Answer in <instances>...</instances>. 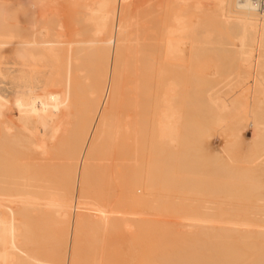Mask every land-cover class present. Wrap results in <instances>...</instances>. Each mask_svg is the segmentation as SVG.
<instances>
[{
    "label": "bare ground",
    "instance_id": "obj_1",
    "mask_svg": "<svg viewBox=\"0 0 264 264\" xmlns=\"http://www.w3.org/2000/svg\"><path fill=\"white\" fill-rule=\"evenodd\" d=\"M71 2L72 6L75 4L74 6L82 8L78 22H80L79 25L81 23L86 25L80 27L81 29L76 33L74 32V35H77L74 40L71 38L69 40L66 38L67 36L64 37L63 32L61 34L60 32H51L48 27V23H51L48 20L49 0H0V264H78V262L80 263L79 258L77 260L73 255L79 256V252L73 254L72 250L74 251V247L77 248V245L81 244L79 241H82L83 238L80 237L85 233H81V231H84L83 228L86 225L97 238L96 240L100 238L101 233L109 231V228H118L119 224H116L118 221L114 225L112 223L117 218L120 219L119 215L111 210L110 213H114V216H111L113 221L110 220V213H107L108 209H106L108 205L105 207L102 204L104 201L99 203L100 199H103L101 196L98 199V196L92 197L89 194L92 199L86 198L85 191H94L91 186H88L89 177L94 176L91 175L94 172L90 170L98 169L99 173V169L103 171L108 170L107 168L111 169L109 163V166L106 163H99L104 157H98L101 153L105 155L103 148L110 141H113L115 146L117 145L115 142L119 141V147L125 151L123 155L126 153L127 159L130 160L127 163H115V170L113 168L112 171L119 173L122 177L125 174L124 177L127 179V167L134 165L137 170L139 168L141 170V167L145 166L139 160H142L143 156L145 157L147 145L151 144L147 141L148 139L145 140L148 138V135L145 136V132L148 127L147 122L149 123L150 120L147 115L150 108L153 109V122L156 123L154 133L160 142H157L153 133L155 140H149L152 142L151 145H157L155 146L157 148L148 145V149H155L158 153L155 151L154 153L160 155V160L163 159V166L168 167L167 169L163 168L165 171L167 170V175H165L167 180L165 179V181L172 182L176 176L179 186L182 187L181 202H179L181 203L179 231H177L181 235V264H264V183L261 181L262 183L257 184L256 180L255 185L251 184V187L255 186L253 188L255 191L252 190L255 194H253L254 203L250 199L252 204L249 208H231L230 210L224 204V198L218 194L221 191L216 189L218 187H215L214 197L211 200L205 199L199 192V185L202 184L198 177L199 174L205 173L206 156L199 159L197 157L190 158L188 143H184L182 154L176 151L184 136L181 130L191 131V128L189 127V130L187 127L189 125L182 124L185 122L187 124L189 121L185 114V108H202L205 116L207 115L209 119V124L198 134H201L198 140L201 147H194L198 152L211 151L212 147H207L205 143H208L206 139L211 135L210 131L216 129L214 132L220 130V136L223 138L221 147L217 146L212 151L216 159L227 158L232 164L237 163L238 160L229 153L234 151L236 154L235 150L242 148L247 155L242 157L243 160L240 158V161L245 160L246 163H253V165L264 168V0H175L176 4L170 5L169 18L166 17L167 20L162 18L166 22H162L161 25L156 14L150 13L152 15L149 17L152 18V21L150 19L149 22L154 24L156 21L160 25L159 28L156 22V25L151 24L155 29L158 26V29L153 30L156 33L158 30L160 32L159 37H153L151 34L150 37L148 36L149 40L147 37V41L152 40V43L150 44L151 48L149 46L150 49L147 48L148 51L145 50V53L140 48L143 44L142 37H140L142 28H139L141 22L139 25L140 20L138 19H141L142 16H137V19L131 15V0H71ZM148 2L151 3V1ZM14 6L19 8L17 13L14 11L17 15L20 14V18L15 17L19 18L18 20L13 17V15L15 16L14 12H12L13 15H9L11 9L15 10L12 8ZM161 7L166 9L165 3ZM162 8H158L159 11L164 10ZM54 10L56 9L54 8ZM156 11L158 10L156 9ZM159 11L158 13H160ZM51 15L53 14L51 13L49 17ZM59 16L61 17V14ZM59 16L57 15V17ZM9 18L14 20L13 23L9 21ZM75 20L77 22V19ZM133 26H137L136 29ZM148 28L145 30L147 31ZM153 30L152 33H154ZM84 32H88L90 35L87 39L82 37ZM147 33L149 34V31ZM145 44L147 45V42ZM144 56L147 61L144 63L142 72L141 66L134 63L143 60ZM83 59H88V64H92V68L89 65L88 67L83 66L81 64ZM207 59L213 62L214 71L212 75L207 74L209 75L207 77L204 75L205 78L202 73L206 71L204 61ZM244 61L247 62L246 65L243 64ZM85 70L89 71L87 72L90 73L88 77L91 76V78L85 77L87 76L84 75ZM126 71L130 76L129 83L126 79L128 84L124 82L127 85L129 98L127 100L125 94L124 100L126 99V101L124 103L122 89L125 87L123 81ZM81 74L86 79H83ZM92 76L94 77L92 78ZM78 78L84 82H79ZM85 81L87 82L85 83ZM220 92L224 93L221 97L218 95ZM125 104H128L130 109L122 114L118 108L124 107ZM132 108H145L144 114L137 116V114H133ZM117 110L121 115L117 113ZM72 117L76 120H73ZM71 118L75 121L72 128L70 127L72 125ZM181 124L183 127L180 126ZM245 127L250 128L248 135L245 134ZM184 133L190 134L188 136L192 137V132L184 131ZM153 141L158 144L162 143V146L154 144ZM190 141L193 142L191 139ZM113 142L110 143L111 146ZM166 144L169 146L168 151L164 149L168 147ZM12 145L14 148L11 147ZM14 145L22 146L29 155L35 154L32 161H25L26 159L25 162L22 161L20 165L24 168L22 171L34 172L39 169L43 174L49 169H56L55 173L58 170L61 172L60 178H57L59 181L54 178L47 179L38 172H36L39 175L38 178L28 175H34L35 172H27L26 176L24 175L26 173L22 172L23 178L20 176V181H15L20 189L15 191L13 188L16 185L13 186L9 182L8 185H12L9 192L8 185L7 188L5 186L9 173L6 172L7 176L5 171L12 167L10 166L13 163V159L10 158L12 157L10 149L13 150V154H16ZM108 147L105 148L107 152L110 148ZM164 150L169 155L167 158H160L163 157L161 152L166 157ZM174 151L178 152L179 156L175 155ZM146 153H151V151ZM224 153H227L228 156L225 157ZM235 154L234 156L237 157L238 155ZM127 155L123 156L124 160L121 158L120 160L125 161L124 157ZM136 156L138 160L133 161L132 157ZM99 158L102 159L99 161ZM54 159H58L59 162H54ZM159 159H156V156L149 159L152 161L154 172L159 170L160 165L162 166ZM201 159L204 160V164L202 163L203 172L199 166L200 162H203ZM164 160H167L166 164ZM146 161L143 162L147 164ZM172 161L179 162L177 173L173 171ZM153 162H156V165ZM158 163L160 164L158 165ZM251 167L247 166L246 168L249 170ZM144 168L146 169V167ZM144 168L142 170L147 173L148 170H144ZM137 170L133 174V171H129L131 173V175L129 173V179L133 178L131 180L133 183L137 180L135 179ZM140 170L137 173L140 174ZM145 172L143 173L145 174L144 178L149 180ZM103 174L105 175V172ZM152 174L148 184L154 186L157 184L158 175ZM95 176L97 175L95 174ZM140 177L142 178L141 175ZM93 178L91 179L93 180ZM102 180H98L99 184ZM215 180V184L221 182L217 178ZM227 181L223 183L227 184ZM109 182L111 186L112 180ZM137 182L135 183L137 184ZM124 183L126 184V182ZM133 183H129V185H133ZM125 184L124 186L127 187ZM86 186L91 187L90 190H85ZM118 189L120 188L118 187ZM95 190L100 191L97 190V187ZM111 192H109V196H111ZM125 193L123 196L126 195ZM102 196L104 195L102 194ZM157 196L156 198H158ZM153 198L150 199L151 202L156 203ZM159 200L160 198H158V202ZM124 201V203L127 202ZM128 201H131L130 198ZM17 203L18 210L17 207H14ZM130 203L136 204L135 199H132ZM154 203L149 205V209L151 206L153 209L158 207L157 210H159L161 208L157 206L159 204L155 205ZM137 204L140 203L137 202ZM118 209L121 208L114 209V211H118ZM175 209L177 210L176 207ZM175 209L173 212L176 213ZM40 213L46 214V216L42 215V218L52 216L54 219L52 223H55L54 227L60 237L58 235V237H54L53 233V236L51 233L50 235L55 240L60 238L58 244L64 248L62 255L59 256L61 252L58 253L59 260L57 259V261L51 259L52 256L47 258L41 254L40 250L42 251V249L39 247H41L42 239L36 238H41V236H36L33 233L35 229H31L30 223H28L32 215L36 214L37 219V216L40 217ZM129 213H133V210ZM17 214L24 219L18 220ZM118 214L125 217H121L122 223L128 219L124 212L123 215ZM130 215L132 216V214ZM41 217L37 220L42 219ZM36 219L34 215L33 220ZM152 220L153 223L156 222V219ZM171 221L173 220L171 219ZM162 222H165V219ZM41 223L43 222L41 221ZM48 223L51 225V222L48 221ZM112 228L111 230H113ZM42 230L40 231L43 232ZM40 233L38 234L41 235L42 233ZM46 235L48 236L45 233L44 236L46 237ZM78 237L81 240H78ZM93 261L95 262V260ZM95 264H100V262Z\"/></svg>",
    "mask_w": 264,
    "mask_h": 264
},
{
    "label": "rangeland",
    "instance_id": "obj_2",
    "mask_svg": "<svg viewBox=\"0 0 264 264\" xmlns=\"http://www.w3.org/2000/svg\"><path fill=\"white\" fill-rule=\"evenodd\" d=\"M50 1H52L53 3H51ZM57 1V3H55V2ZM132 2H131V15H133V17L134 18H137V16H142V17H140L141 19H138V20H140L139 21V25H140V22H141V25H140V29L142 28V30H141V35H140V37H142V39H141V41H142V45L140 46V48H141V50H142V52H144L145 53V50L146 51H148L147 50V48H149V46H150V44L152 43L151 41H147V37L149 36L150 37V34H151V36H157V37H159L158 35H159V32H160V30H158L157 31V33H156V29H158V26H159V28H160V25L162 24V22L164 23V22H166L165 20H167V18H169L168 17V15L170 14L169 12H170V5L171 4H176V2H175V0H148V1H151V3H149L147 0H131ZM148 2V3H147ZM152 2H153V5H152ZM154 2H155V4H154ZM72 2H71V0H67V3H66V0H49V9H50V11H49V13L51 14H53V15H51L50 17H49V15H48V20H49V22H51V23H48V27L51 29V32L52 33H55V32H60V34L62 33V35H64V37H66V38H71V40H74V38L76 37L77 38V35L75 36L74 35V32L76 33L79 29H81L80 27H82V26H86L85 24H83V23H81L80 25H79V23L80 22H78V16H79V14H80V12L82 11V8L79 6V7H77V6H72V4H71ZM164 3H165V5H166V9L165 8H162L161 6H163L164 5ZM58 4V5H57ZM65 4H67V5H65ZM148 4H149V6L151 5V7H149L148 6ZM69 5H71V6H69ZM147 7H146V6ZM67 6V7H66ZM152 6H153V8H152ZM159 6V7H158ZM149 7V8H148ZM162 8V9H164V10H162V11H159L160 9H158V8ZM12 8H14L15 10H13V9H11L10 10V12L11 13H9L8 12V10H7V12L9 13V15L10 14H12L13 15V13L12 12H16L17 10L19 11V8L17 7V6H14V7H12ZM54 8L56 9V10H54ZM62 10H61V9ZM67 8V9H66ZM80 8V9H79ZM149 9H150V11H149ZM156 9L160 12V13H158V11H156ZM79 10V11H78ZM81 10V11H80ZM136 10H137V12H136ZM156 12H155V11ZM58 11V12H57ZM66 11V12H65ZM77 11H78V13H77ZM152 11V12H151ZM14 12V13H15ZM58 14H57V13ZM63 12V13H62ZM64 12H65V14H64ZM136 12V13H135ZM143 12V13H142ZM165 12V13H164ZM17 13V12H16ZM15 13V16L13 15V17L15 18L16 16H18L19 18H20V12L18 13L19 15H17ZM141 13V14H140ZM146 15H145V14ZM150 13H153V15L154 14H156V16L159 18L158 19V22L160 21V25L158 24V26L156 27V29L155 28H152V25H154L155 24V22H154V24H152V22L150 23L149 22V20L150 21H152V18H150L151 17V15H150ZM54 14H56V15H54ZM61 14V17L59 16ZM70 14V15H69ZM78 14V15H77ZM137 14V15H136ZM57 15L59 16V17H57ZM76 15H77V17H76ZM165 15V16H164ZM11 16V15H10ZM136 16V17H135ZM150 16V17H149ZM156 16H155V19H157L156 18ZM12 17V18H13ZM56 17V18H55ZM75 17V18H74ZM167 17V18H166ZM19 18H15V19H19ZM51 18V19H50ZM54 18V19H53ZM162 18H165V20H163ZM75 19H77V22H75L76 20ZM153 19H154V17H153ZM12 20V21H11ZM9 21L11 22V23H13V19H11V18H9ZM16 22V21H15ZM63 22V23H62ZM78 23V24H77ZM143 23V24H142ZM61 24V25H60ZM152 24V25H151ZM51 25V26H50ZM62 25H64L65 26V28H64V26H62ZM76 25V26H75ZM145 25V26H144ZM148 25V26H147ZM156 25V24H155ZM163 26V25H162ZM52 27V28H51ZM61 27H62V29H61ZM135 29H136V27L137 26H133ZM147 27H149L148 28V30L146 31L145 29H147ZM154 27V26H153ZM7 28V27H6ZM55 28H57L56 30H55ZM86 28V27H85ZM151 28H152V30L153 29H155V30H153V32L154 33H156V35H153L154 33H152L151 31ZM53 29V30H52ZM59 30V31H58ZM146 31V32H145ZM149 31V34L147 33ZM151 32V33H150ZM88 32H84V34L82 35V37L83 38H85L86 37V39L90 36L89 35V33L87 34ZM66 34V35H65ZM147 34V35H146ZM87 35V36H86ZM74 36V37H73ZM149 37H148V40H149ZM152 37V38H153ZM75 38V39H76ZM151 39V38H150ZM70 40V39H69ZM147 42V45L145 44ZM149 42V43H148ZM150 48H151V46H150ZM149 48V49H150ZM147 53V52H146ZM144 59L143 60H140L139 62L137 61V62H135L134 64L135 65H140L141 66V71L143 72L144 71V63L147 61L146 60V58H145V56L143 57ZM85 60L86 59H83V60H81L83 63H81L83 66H86V67H88V65L89 66H91V68H92V64H88L89 62H88V59L86 60V63H85ZM152 61V60H151ZM148 62H150V61H148ZM91 63V62H90ZM152 63V62H151ZM151 63H148V64H151ZM243 64L244 65H246L247 64V62L246 61H244L243 62ZM204 65H205V69H206V71L205 72H203L202 73V75L204 76H209V75H207V74H210V75H212L213 74V71H214V64H213V62L212 61H210L209 59H207V60H205L204 61ZM151 66V65H150ZM40 67H43V66H40ZM44 68V67H43ZM87 70V69H86ZM85 70V71H86ZM90 70V69H89ZM198 70H201V68H198ZM91 72H92V70H90ZM87 72H89V71H86L85 73H84V75H87V76H85V77H88V75L90 74V73H87ZM87 73V74H86ZM129 74V72H125V76H124V81H123V83L124 82H126V80L128 81V79L130 78V76H128V74ZM91 75H94V74H91ZM81 76H82V78L83 79H86V78H84V76L81 74ZM204 76V77H205ZM94 76H92V78H93ZM205 77V78H206ZM82 78H81V80H82ZM88 78H91V76L90 77H88ZM87 78V79H88ZM126 79V80H125ZM88 80H90V79H88ZM92 80H94V79H92ZM78 81L79 82H84L83 80L82 81H80V78H78ZM87 81H85V83H86ZM90 83V82H89ZM127 83V82H126ZM128 83H129V81H128ZM127 83V84H128ZM88 84V83H87ZM124 86L125 87H123L124 89H122V93H123V100H124V98H125V94H126V98H127V100H128V98H129V96H127V94H129V92H128V89H126V86L127 85H125V83H124ZM127 90V93H126V90ZM82 90H83V88H82ZM125 90V91H124ZM80 92H81V90H79ZM83 91H85V90H83ZM223 92H220L218 95L221 97V95L223 96ZM125 101H126V99L124 100V103H125ZM127 103V102H126ZM228 104H229V102H228ZM124 105V104H123ZM128 105V104H127ZM126 104H125V106L124 107H122V108H118L120 111H121V113L123 114V113H126V111H128V109H130V108H128V106H127ZM127 109H126V108ZM125 108V109H124ZM191 109H193V110H191ZM195 109V110H194ZM78 110H80L81 111V109L80 108H78ZM119 110H117L118 112V114L119 115H121L119 112ZM123 110H125V111H123ZM132 110H133V114H137V116H139L140 114H144V110H145V108H132ZM149 111L150 112H148L147 113V115H149V117H150V120H149V123L147 122V133L145 132V136L147 137V135H148V138H146L145 139V137H144V139L145 140H147L148 142H150L151 144H152V142L150 141V140H155L154 139V137L156 138V136H155V133H154V126L156 125V123L155 122H153V109L152 108H150L149 109ZM189 111V112H188ZM188 112V113H187ZM77 113V112H76ZM198 113V114H197ZM80 114V113H79ZM185 114H186V116H187V119L189 120L188 122H187V124H186V122L185 123H182L183 125L185 124V125H189V126H187L188 127V129H189V127L191 128V131H188L186 128H185V126H184V128L186 129V130H181V133L185 136V138H183L182 137V142L180 141V145H178L177 146V150L176 151H178V152H180V154H182V150L184 149V147H183V145H184V143L185 144H189V148H190V150H189V153H188V156H190V158H192V157H197L198 159L199 158H201V157H205L206 156V165H207V167H206V170H205V173H203V174H199V181H201L200 182V184H202L201 186L199 185V192H200V194L202 195V197L204 196L205 197V199H213V197H214V189H215V187H218V188H216L217 190H221V191H219L218 192V194L219 195H221L223 198H224V204L226 205V207L228 208V209H230L231 210V208L232 209H241V208H249L250 207V205L252 204V202L254 203V195L253 194H255V193H253L255 190L253 189L255 186H253V187H251V184L252 185H255L256 184V180H257V184L259 183V182H263L264 183V168L263 167H261V166H259V165H253V163H251V164H249V163H246V162H244V161H242L243 160V158L242 157H245L247 154H246V151L244 150V149H242L241 148V150L240 149H237V150H235V152H236V154L234 153V151L233 152H231V153H229V155L231 154L232 155V157L233 158H235L236 160H238V162L237 163H234V164H232L229 160H227V158L226 159H216V157H215V155H214V153L212 152L215 148H217V146H218V148H220L221 147V145L223 144V138H222V136H220L221 135V131L220 130H218V131H216V133L214 132L216 129H214V131L212 132V131H210L211 132V135L209 136V138H207L206 139V141L208 142V143H205V145L208 147V146H210V147H212L211 148V151L209 150H204V151H200V152H198L194 147H196V146H200L201 147V144L200 143H198V140L200 139V137H201V134L200 135H198L199 133H200V131L204 128V127H206V125L207 124H209L208 122H209V119L207 118V115L205 116V113L202 111V108H185ZM197 114V115H196ZM194 115V116H193ZM75 116H77L76 114H75ZM74 116V117H75ZM79 116V115H78ZM196 116V117H195ZM73 118V117H72ZM72 118H71V124L72 125H70V127L72 128V126H73V122L75 123V121H73V120H76L75 118H73V120H72ZM195 118H196V120H195ZM201 118V119H200ZM199 119V120H198ZM205 119H207V120H205ZM202 120V121H201ZM201 121V122H200ZM204 122V123H203ZM182 124L180 125V126H182ZM205 125V126H204ZM183 127V126H182ZM182 127H180V128H182ZM183 128V129H184ZM193 128V129H192ZM246 128V130H244L245 131V134H247V133H249L248 131H249V129L250 128H248V127H245ZM190 130V129H189ZM184 131L185 132H188V133H191L192 132V134H191V136L192 137H190V136H188V135H190V134H188L187 135V133H184ZM198 131V132H197ZM220 131V132H219ZM196 132H197V134H196ZM153 133H154V137H153ZM196 135H198V136H196ZM248 135V134H247ZM187 137V138H186ZM189 137V138H188ZM193 138V139H192ZM150 139V140H149ZM157 140V142H160L159 141V139L158 138H156ZM185 139V140H184ZM190 139L191 140H193V142H191L190 141ZM146 141V142H147ZM154 142L153 141V143L155 144V143H157V142ZM195 141V142H194ZM111 142H113V141H110L109 142V144L111 143ZM119 142V141H118ZM118 142H115L117 145L115 146V144H114V142L112 143V146H111V144L109 145V144H107L104 148H103V153H104V151H105V155H103L102 153L100 154V152H99V154H100V156L98 155V154H96V155H98V157H104V159L103 160H101L100 161V159H102V158H99V161H97V162H99V163H106L107 164V166H109V164H110V167H111V172H109L110 170H109V168H107L108 170H101V169H99V173H100V175H98L99 173H98V169H96L95 171H97V172H95V171H93V169H91L90 171L91 172H94V173H92L91 175H94V176H92V177H96V179L94 180V178H93V180L89 177V179H88V182H89V185H88V183H87V185L88 186H91L92 188H93V190L94 191H92V190H90V188L91 187H85L86 189L85 190H87V189H89L90 191L88 192V190L87 191H85V193H86V198L87 197H89V199L91 200L92 198H91V196L90 195H92V197H95L94 195H96V197L98 198V199H100V197L99 196H101V198H103V199H100L101 201H99V203L101 202L102 203V201H104V203H102L104 206L105 205H108L107 207H106V209H108L109 210V212H108V210H107V213H110V211L112 210L114 213L116 212V214L117 215H119V218L121 219V221H119L118 220V216L116 217L117 218V220L116 221H114V223H112L113 225L116 223V224H119L118 225V228L116 229L115 227H111L113 230H111V228H109L108 230L109 231H105L104 233H101V236H104V237H101L100 236V238L98 239V240H96L97 238L89 231V227H88V225H86L84 228H83V230L84 231H81V233H83V232H85L84 233V236L82 235H79V236H81L80 238L82 239V241H79L81 244L80 245H77L76 247L78 248H75L74 247V251L72 250V252H73V254L74 253H76V254H78V252H79V256H75V255H73L75 258H77V260H78V258H79V260H80V263L77 261V260H74L75 262H78V264H81V261H83L82 262V264H93V260H95V262H94V264L95 263H97V262H100V264H156V263H158V264H181V258H182V256H181V235H179L180 233H178L177 231H179V221H180V208H181V203H179V202H181V194H182V187L181 186H179V184H178V181H177V179H176V176H174V178L175 179H173V177H172V182H166L165 181V179L167 178V176H166V178H165V175H167V170L165 171L164 169H167L168 167H165V166H163V159L162 160H160L159 159V154L158 155H156V153H158V152H156L155 151V149H152V148H157V147H155V146H157V145H149V147H152V146H154V147H152V148H150V149H148V145H147V151H145V157L143 156V158L142 157H140V158H142V160L140 159L139 161L140 162H142V163H144V164H142V165H145L144 167H146V169L148 170L147 171V173L145 172V171H143L142 169L144 168H142L141 167V170H140V168L137 170V167L136 166H134V165H131V167H127V179H126V177H124L125 176V174L123 175V177L122 176H120L119 175V173L117 174V172H114V171H112L113 170V168H114V165H115V163L116 164H118V162H128V161H130V160H128L127 159V157H128V155L125 153V155H127L126 157H124L125 158V161H121L120 160V158L122 159V160H124L123 159V156H125V155H123L124 154V150H123V148H121V147H119L120 145H118L119 143ZM196 143V144H195ZM158 144V143H157ZM160 144V143H159ZM158 144V145H159ZM161 146H162V143L160 144ZM165 145V144H164ZM167 145V144H166ZM14 146H16L15 148V150H14V153L16 152V154H13V150L12 149H10V151H11V156L12 157H10L11 159H13L12 160V165L10 164V166H12L11 167V172H9L10 170H6L5 171V174L7 175V173H9V177H8V180H7V184L5 185L6 186V188H7V185H8V183L9 182H11L12 184H13V186L14 185H16V186H14V190L15 191H18V189H20V186L18 187V185H17V182H19L20 181V179L21 178H23V173H26V174H24L25 176L28 174V173H30V172H28V171H22V169L24 170V168H22V166H20L21 165V163H22V161L23 162H25V161H28V160H30V161H32V159L34 158V156H35V154L33 155V154H31V155H29V154H27V151L25 152L24 150V148L22 147V146H17V145H14ZM107 146H109L108 148V150H109V152H107V149L105 150V148H107ZM161 146H160V148H161ZM168 146V145H167ZM11 147H13V145L11 146ZM17 147H18V149H17ZM166 147V146H165ZM14 148V147H13ZM164 148V147H163ZM162 148V149H163ZM175 149H176V147H174ZM21 150V151H18V150ZM164 149H167L166 151H168V149H169V146L167 147V148H164ZM171 149V148H170ZM161 150V149H160ZM160 150H158V151H160ZM174 150V149H173ZM111 151H113V152H111ZM123 151V152H122ZM151 151V153L153 152L154 153V151L156 152V153H154V155H152L151 153H146V152H150ZM165 150H164V152H166ZM171 151V150H170ZM22 152V153H21ZM101 152H102V150H101ZM176 153L175 151H174V154L175 155H177L178 154V156H179V153ZM193 152V153H192ZM98 153V152H97ZM109 153H110V155H109ZM115 153V154H114ZM243 155H242V154ZM24 156V157H21L20 158V156ZM23 154V155H22ZM108 154V155H107ZM166 154V157L164 156V154L162 155V152H161V156H163V157H160V158H167L168 157V155L169 154H167V152L165 153ZM172 154V153H171ZM234 154L237 156V157H235L234 156ZM15 155V156H14ZM112 155V156H111ZM120 155V156H119ZM143 155V154H142ZM212 155V156H211ZM33 156V157H32ZM56 156V155H55ZM57 156L59 157V155H58V153H57ZM56 156V157H57ZM108 156V157H107ZM119 156V157H118ZM122 156V157H121ZM141 156V155H140ZM154 156H156V159L158 158L160 161H161V163H162V166L160 165V167L158 168L159 170H156V172H154L155 170H154V167H152L153 165H151V163H152V161H150L149 159H152ZM158 156V157H157ZM224 156L225 157H227L228 156V154L227 153H224ZM16 157V158H15ZM32 157V158H31ZM36 157H37V155H36ZM148 157H149V159H148ZM150 157H152V158H150ZM8 158H9V156H8ZM237 158H239V159H237ZM240 158H242V162L240 161ZM11 159H10V161H11ZM16 159V160H15ZM23 159V160H22ZM26 159V160H25ZM107 159V160H106ZM132 159H133V161H135V160H138V157L136 156V157H132ZM143 159H145V160H143ZM155 159V158H154ZM245 159V158H244ZM25 160V161H24ZM58 160V159H57ZM57 160H53L54 162H59V161H57ZM115 160V161H114ZM146 160H148V161H146ZM203 162H200V169H201V171L203 172L204 171V168L202 167V163L204 164V160L203 159H201ZM215 160V161H214ZM9 161V160H8ZM37 161V160H36ZM60 161H62V160H60ZM104 161V162H103ZM143 161H146V162H150L149 164H148V166H146L147 164L145 163V162H143ZM153 161H155V160H153ZM157 161V160H156ZM159 161V162H160ZM164 162H165V164H166V162H167V160H164ZM175 162V161H174ZM173 161H172V163H173V171L175 172V173H177V171H178V163L179 162H175L174 163ZM109 163V164H108ZM14 164V165H13ZM153 164H155L156 165V162L154 163L153 162ZM160 163H158V165H159ZM149 165H151V166H149ZM157 165V166H158ZM243 168L242 170H241V168ZM247 166H253V167H251L249 170H248V168H246ZM118 167V166H117ZM165 167V168H164ZM135 168H136V170H137V172H139V170L141 171V173L139 174V173H137L136 172V178L135 179H137L135 182H137V184L134 182H131V180H133V178L132 179H129L130 178V176H129V173L130 172H132V174L136 171L135 170ZM164 168V169H163ZM246 168V169H245ZM14 169V170H13ZM118 169H119V167H118ZM130 169V170H129ZM134 169V170H133ZM145 168H144V170H146ZM157 169V168H156ZM254 169V170H253ZM56 170V169H55ZM55 170L54 169H49V170H47L46 172H48V173H46V172H43V171H41V172H43V174L42 173H40V171H39V169L38 170H36V171H34L35 172V176L34 175H32V174H28V175H30V176H33V177H39V175L36 173V172H38L39 174H42L41 176H45L47 179H50V178H54V180L56 179L57 181H59L57 178H60V173L61 172H58L57 171V173H55ZM114 170H115V168H114ZM130 172H129V171ZM107 171H108V174H107ZM242 171V172H241ZM249 171V172H248ZM263 171V172H262ZM7 172V173H6ZM23 172V173H22ZM28 172V173H27ZM34 172H31V173H34ZM103 172H105V175L103 174ZM119 172V171H118ZM146 173V175L149 177V180H150V175L153 173H155V174H157L158 175V177H157V184H155L154 186H151V185H149L148 184V179L145 177L144 178V176H145V174H143V173ZM46 173V174H45ZM109 173H112L111 175L109 174ZM166 173V174H165ZM242 173V174H241ZM254 173V174H253ZM257 173V174H256ZM5 174H4V176H5ZM56 176H55V175ZM95 174L97 175V176H95ZM139 174V177H137V175ZM152 174V175H153ZM238 174V175H237ZM262 174V175H261ZM13 175V176H12ZM50 175V176H49ZM115 175H117L116 177H115ZM130 175H131V173H130ZM140 175L142 176V178L140 177ZM246 175V176H245ZM253 175V176H252ZM8 176V175H7ZM7 176H5V177H7ZM21 176V178L19 179V177ZM54 176V177H53ZM106 176H107V178H106ZM109 176V177H108ZM134 176V175H133ZM49 177V178H48ZM97 177H98V180H102L103 178H104V180H102V181H100L101 183L99 184V182H98V180H97ZM204 178V180H203V178ZM17 178V179H16ZM61 178H62V176H61ZM100 178V179H99ZM219 179L221 182H218V183H216L215 184V182H216V180L215 179ZM120 179H123V180H120ZM126 179V180H125ZM153 179V178H152ZM202 179V180H201ZM246 179V180H245ZM259 179H260V181H259ZM10 180V181H9ZM12 180H14L13 182H12ZM61 180V179H60ZM97 180V183L95 182ZM106 180H107V182H106ZM109 180H112V182H111V186H110V182H109ZM128 180H130V181H128ZM155 180H156V178H155ZM167 180V179H166ZM226 180H228L227 182V184L226 183H223L224 181H226ZM15 181H17V182H15ZM104 181V182H103ZM115 181V182H114ZM203 181V182H202ZM232 181V182H231ZM255 181V182H254ZM106 182V183H105ZM124 182H126V184L124 183ZM231 182V183H230ZM261 182V183H262ZM16 183V184H15ZM94 183V184H93ZM109 183V184H108ZM129 183H133V185H129ZM140 183H142V184H140ZM152 183V182H151ZM91 184V185H90ZM114 184V185H113ZM118 184V185H117ZM124 184L128 187H125L124 186ZM141 186H140V185ZM238 186H237V185ZM10 185V184H9ZM8 185V188H7V190L10 192L11 191V189H10V187L12 188V185L11 186H9ZM102 186V188H101V186ZM106 185V186H105ZM250 185V186H249ZM97 187V190L99 189L100 191H96L95 189H96V187ZM98 186H100L99 188H98ZM114 186V187H113ZM123 186V187H122ZM132 186V187H131ZM17 187V188H16ZM94 187H95V189H94ZM118 187L120 188V189H118ZM123 188V190H122V188ZM156 187V188H155ZM158 188V189H157ZM168 188V189H167ZM237 188V189H236ZM240 188V189H239ZM252 188V189H251ZM12 189V191H14ZM103 189V190H102ZM105 189H107V190H105ZM151 189V190H150ZM155 189V190H154ZM251 189V190H250ZM105 190V191H104ZM114 190H116V191H114ZM250 190V191H249ZM252 190H254V191H252ZM92 191V192H91ZM103 193H102V192ZM112 191V192H111ZM118 191V192H117ZM119 191H120V193H119ZM122 191H125V192H127V193H125V192H122ZM133 191V192H132ZM149 191V192H148ZM205 191H206V193H205ZM249 191V192H248ZM91 192V193H90ZM104 195V196H106L105 198H104V196H102V194ZM109 193V192H111V196H109L110 195V193L109 194H106V193ZM133 194H132V193ZM154 192V193H153ZM105 193V194H104ZM115 193V194H114ZM123 193H125L126 195H124L123 196ZM149 193V194H148ZM157 193H158V196H157ZM168 193V194H167ZM172 193V194H171ZM211 193H213V194H211ZM90 194V195H89ZM113 194V195H112ZM137 196V197H134L135 195ZM156 194V195H155ZM128 195V196H127ZM165 195H167V196H165ZM211 195H213V196H211ZM253 197H252V196ZM130 196V197H129ZM132 196V197H131ZM140 197V199H137V198H139ZM154 198H153V197ZM156 196L158 197V198H160V200L162 201H160L159 200V202H158V198H156ZM121 197H123L122 199H121ZM134 197V198H133ZM111 198V199H110ZM128 198H130V200L131 201H128ZM152 198L155 200V202L156 203H154L153 201L151 202V200H152ZM170 198V199H169ZM174 198V199H173ZM88 199V202L90 201ZM94 199V198H93ZM132 199H135V201H136V204H134V203H130V202H132ZM151 199V200H150ZM167 199H168V201H167ZM250 199H252L251 201H250ZM95 200V199H94ZM112 200V201H111ZM124 200H126L127 202L126 203H124L125 201ZM141 200H142V202H141ZM171 200V201H170ZM95 201H97V200H95ZM116 201V202H115ZM134 201V200H133ZM164 201H166L167 203L169 202L170 204H172V205H170V204H167L166 202L164 203ZM91 202H94V201H91ZM98 202V201H97ZM106 202H108L107 204H105ZM137 202L138 203H140V204H137ZM158 202V203H157ZM247 202H249V203H247ZM155 204V205H157V204H159V205H157V206H159V207H161L159 210H157V208L158 207H154L155 209H153L151 206H150V209H149V205L150 204ZM164 203V204H163ZM114 204V205H113ZM134 204V205H133ZM161 204V205H160ZM238 204V205H237ZM245 204V205H244ZM123 207V210H121L122 209V207ZM124 205V206H123ZM128 205V206H127ZM130 205H133V206H130ZM137 205H139V206H137ZM19 205H18V203H17V205H14V207H17L16 209L18 210V207ZM154 206V205H153ZM167 208H166V207ZM172 206H174V207H172ZM131 207V208H130ZM175 207L177 208V210L175 209ZM110 208V209H109ZM117 208H121V209H118V211H114V209H117ZM163 208H166V209H164L165 210V212H164V210H162ZM129 209V210H128ZM131 209V210H130ZM168 209H169V211H168ZM170 209H171V211H170ZM173 209V210H172ZM174 209H175V211H176V213L175 212H173L174 211ZM133 210V213H129V211L131 212ZM121 211H123L125 214H126V216H128V217H126V218H128L127 220H125V221H123V223H122V218H125L124 216L122 217L120 214H118V213H121L122 215H123V212H121ZM127 211V212H126ZM163 211V212H162ZM138 212V213H137ZM168 212V213H167ZM171 214H170V213ZM113 213V214H114ZM127 213H129V214H127ZM155 213V214H154ZM178 213V214H177ZM37 214V213H36ZM36 214H34L35 215V219H36ZM45 214V213H44ZM44 214H42V213H40L39 214V216L41 217L42 215H44ZM113 214H111L110 213V217L113 215ZM124 214V215H125ZM130 214H132V216L130 215ZM135 214H136V216H135ZM153 214V215H152ZM34 215H32V217L31 218H29L30 220H28V223H30L29 225H30V227H31V229H35L34 230V232L33 233H35L36 234V236H41V238H39V237H36V238H38V239H42V241H41V243H40V245H41V247H39V248H41L42 249V251L40 250V252H41V254L43 255V256H45V257H47V258H51V256H52V258L51 259H54V261H57V259H58V253H60L59 254V256L60 255H62V250H64V248H63V246H61L60 247V245L58 244L59 243V239L60 238H56L57 240H55V238L54 237H56L58 234H57V229H56V227H54V225H55V223H52V222H54L53 220V217L51 216H49L50 218H51V221H50V218L49 217H44V216H46V214L43 216L44 218H42V219H40L39 221L37 220L38 218H40V217H38L37 216V219L36 220H33V217H34ZM38 215V214H37ZM109 215V214H108ZM149 215V216H148ZM48 216V215H47ZM114 216V215H113ZM129 216H131V217H129ZM165 216V217H164ZM110 217H108V218H110ZM122 217V218H121ZM142 217V218H141ZM131 218V219H130ZM141 218V219H140ZM146 218H147V220H146ZM160 218V219H159ZM165 219V222H162V221H164V219ZM170 218V219H169ZM17 219L18 220H23L24 218L22 217V216H20V215H18L17 214ZM32 219V220H31ZM43 219H45L44 221H43ZM129 219H130V221H129ZM133 219V220H132ZM152 219H156L155 221L156 222H154L153 223V220ZM168 219V220H167ZM171 219L174 221H171ZM49 222H51V225L48 223V221ZM110 220L111 221H113V218L111 217L110 218ZM114 220H115V217H114ZM144 220V221H143ZM151 220V221H150ZM170 220V221H169ZM41 221L44 223H46L45 225L43 224V223H41ZM126 221H127V223H126ZM144 223H143V222ZM167 221V222H166ZM34 222V224H32ZM40 222V223H39ZM125 222V223H124ZM137 222V223H136ZM161 224H160V223ZM169 222H173L172 224L171 223H169ZM48 223V224H47ZM111 223V222H110ZM122 223V224H121ZM142 223V224H141ZM155 223H158V224H155ZM166 223V224H165ZM168 223V224H167ZM38 226H37V225ZM126 224H128L129 226H125ZM33 225H34V227H33ZM39 225H41V226H39ZM48 225V226H47ZM85 225V224H84ZM113 225H111V226H113ZM166 225V226H165ZM37 226V227H36ZM45 226V227H44ZM50 226V227H49ZM57 226V225H56ZM47 227H49V230H47L48 228ZM51 227H53V228H51ZM82 227H83V225H82ZM87 227H88V229H87ZM117 227V226H116ZM39 228H41L40 230H42V228H44V230H42L43 232H45L46 234H48V236L46 235V237L44 236L45 235V233L43 234V232H41L40 230H38ZM50 229H54L53 231L52 230H50ZM56 230V231H55ZM140 230V231H139ZM176 230V232H174ZM37 231H39V232H37ZM111 231V232H110ZM159 231V232H158ZM164 231V232H163ZM42 234H41V233ZM38 233H40L41 235H39ZM50 233H51V235L53 236V234H55L54 235V237H53V239H52V236L50 235ZM53 233V234H52ZM142 233V234H141ZM158 233V234H157ZM38 234V235H37ZM109 234V235H108ZM115 234V235H114ZM163 234V235H162ZM170 234V235H169ZM90 235V236H89ZM167 235V236H166ZM50 236V237H49ZM59 236V235H58ZM57 236V237H58ZM45 237V238H44ZM48 237V238H47ZM60 237V236H59ZM171 237V238H170ZM47 238V239H46ZM105 238V239H104ZM166 238V239H165ZM37 239V240H38ZM46 239V242L48 241V243H49V246L47 247V245H48V243H46L44 240ZM81 239H79V237H78V240H81ZM88 239V240H87ZM101 239V240H100ZM104 239V240H103ZM117 240V241H116ZM126 240V241H125ZM131 241V242H129V241ZM169 240V241H168ZM56 241V242H55ZM96 241H98L97 243H95ZM38 242V241H37ZM43 242H45V243H43ZM105 242V243H104ZM54 243H55V245H54ZM78 243V242H77ZM157 245H156V244ZM79 244V243H78ZM96 244H97V246H96ZM119 244V245H118ZM131 244V245H130ZM46 247V249H45V247ZM53 245V246H52ZM92 245V246H91ZM95 245V246H94ZM112 245V246H111ZM154 245V246H153ZM89 246V247H88ZM158 246H159V248H158ZM51 249H50V248ZM56 247V248H55ZM97 247V248H96ZM107 247V248H106ZM134 247V248H133ZM180 247V248H179ZM53 248V249H52ZM55 248V249H54ZM61 250H60V249ZM92 248V249H91ZM116 248V249H115ZM129 248V249H128ZM165 248V249H164ZM77 249V250H76ZM119 249H120V251H119ZM149 249V250H148ZM179 249V250H178ZM48 250V251H47ZM49 250H52V251H49ZM60 250V251H59ZM104 250V251H103ZM155 250V251H154ZM78 251V252H77ZM108 251H110V252H108ZM153 251V252H152ZM161 251V252H160ZM55 252V253H54ZM64 252V251H63ZM106 252V253H105ZM130 253V254H129ZM132 253V254H131ZM139 253V254H138ZM149 253V254H148ZM53 254H55V255H53ZM113 256H112V255ZM144 254V255H143ZM162 254V255H161ZM121 255V256H120ZM158 255H159V257H158ZM55 256V257H54ZM108 256V257H107ZM54 257V258H53ZM120 257V258H119ZM123 257V258H122ZM144 257V258H143ZM56 258V259H55ZM60 258V257H59ZM115 258V259H114ZM130 258H132V259H130ZM135 258V259H134ZM181 259V260H180ZM59 260V259H58ZM119 260V262H117ZM132 260V261H131ZM146 260V261H145ZM155 261H157V262H155ZM161 261V262H160ZM131 262V263H130Z\"/></svg>",
    "mask_w": 264,
    "mask_h": 264
}]
</instances>
